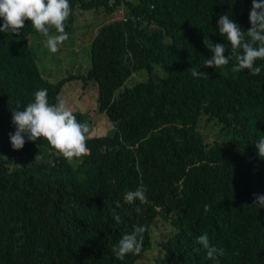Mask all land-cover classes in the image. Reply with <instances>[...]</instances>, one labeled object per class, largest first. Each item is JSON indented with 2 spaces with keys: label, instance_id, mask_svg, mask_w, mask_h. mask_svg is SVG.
Instances as JSON below:
<instances>
[{
  "label": "trees",
  "instance_id": "trees-1",
  "mask_svg": "<svg viewBox=\"0 0 264 264\" xmlns=\"http://www.w3.org/2000/svg\"><path fill=\"white\" fill-rule=\"evenodd\" d=\"M69 3L67 33L75 9L108 17L93 32L84 74L44 75L39 46L28 40L43 35L31 21L18 35L0 32V264H137L158 221L168 232L155 264H216L196 243L204 233L225 251L219 264H264V208L253 205L264 195V158L255 144L264 137V60L256 61L259 76L233 72L234 57L223 68L202 65L212 56L204 36L233 55L219 17L228 14L246 33L252 0ZM155 65L164 78L124 86ZM191 68L208 78L193 77ZM71 80L96 85L98 112L114 131L89 136V153L71 161L43 138L25 136L24 148L14 150L13 111L44 88L55 104ZM73 114L90 123L87 112ZM37 154L43 159L34 162ZM141 185L149 203H128L126 192ZM136 225L148 227L141 254L117 259L112 249Z\"/></svg>",
  "mask_w": 264,
  "mask_h": 264
},
{
  "label": "clouds",
  "instance_id": "clouds-1",
  "mask_svg": "<svg viewBox=\"0 0 264 264\" xmlns=\"http://www.w3.org/2000/svg\"><path fill=\"white\" fill-rule=\"evenodd\" d=\"M71 11L69 0H0V18L4 21L0 26V32L18 35L25 27V21H31L35 30L46 37L45 45L48 50L56 53L60 46L69 40V34L65 31V21ZM249 19L251 28L245 33L241 25L228 14L220 15L219 33L230 42L233 55L226 57V48L222 44H214L208 36H204L203 43L212 56L203 61V67L223 68L234 57L237 63L232 67L233 72L248 70L253 76L260 75L262 68L256 65V61L264 60V0H252ZM52 29L55 33H52ZM189 72L195 78H208L206 73L198 72L195 68H191ZM12 123L16 131L10 133L9 138L14 150L24 148L27 136V140L31 142L46 139L69 161L81 158L90 151L87 147V140L91 134L89 124L77 121L63 99L57 97V102L50 104L46 88L35 91L34 101L29 102L23 111H13ZM255 144L258 155L264 158V137H260ZM42 159L43 157L37 154L34 162ZM146 193L147 189L141 185L126 192L124 199L130 204L138 200L146 205L149 203ZM253 205L264 208V195H255ZM209 210L210 207L205 205V213ZM135 211L139 214L141 209L137 207ZM113 215L116 223L120 224L121 217L115 213ZM147 231V226L136 225L131 232H126L112 249L116 258L123 260L129 254L140 255ZM196 243L205 250L207 259L216 261V264H219V259L225 255L223 248L210 242L207 233L200 235Z\"/></svg>",
  "mask_w": 264,
  "mask_h": 264
},
{
  "label": "rangeland",
  "instance_id": "rangeland-1",
  "mask_svg": "<svg viewBox=\"0 0 264 264\" xmlns=\"http://www.w3.org/2000/svg\"><path fill=\"white\" fill-rule=\"evenodd\" d=\"M74 24L68 32L69 40L65 41L56 53H51L45 45L46 37L30 35L28 40L31 47L39 46L38 65L44 70V75L51 81H56L61 76L68 74H84L90 67V40L93 32L98 26L107 22L108 17L101 12L73 11ZM52 33H55L52 31ZM44 53V54H43ZM165 77V72L159 65H155L151 74L147 71L134 73L125 83L126 88H131L138 82L146 81L148 78L160 80ZM61 97L72 111L87 112L90 119V136H105L114 131L113 125L100 114L97 109V88L93 82L83 86L78 80L67 82L61 90ZM168 232L163 223L158 221L152 230V243L148 251L137 262V264H155L161 250L162 238Z\"/></svg>",
  "mask_w": 264,
  "mask_h": 264
}]
</instances>
